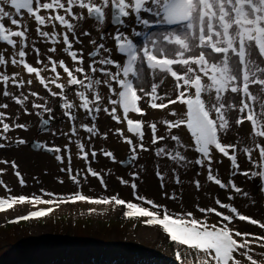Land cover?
Returning a JSON list of instances; mask_svg holds the SVG:
<instances>
[{"label":"snow or ice","instance_id":"6c2138e0","mask_svg":"<svg viewBox=\"0 0 264 264\" xmlns=\"http://www.w3.org/2000/svg\"><path fill=\"white\" fill-rule=\"evenodd\" d=\"M32 19L37 35L53 45L47 51L66 54L72 61L71 66L63 58L56 60L52 56L45 64L35 42L32 48L37 55L36 63L43 67L27 62L28 21ZM87 20L95 22L98 40L89 41L93 50L87 54L90 62L85 67L84 51L74 49V44L82 43L80 35L91 36L89 30H82L78 35V29ZM57 22L62 33L56 31ZM108 23L114 32L104 31ZM48 25L52 32L43 30L42 26ZM61 36L64 47L58 49L56 45L61 42ZM109 40L114 48L107 46ZM0 44L5 46L4 51H0V66L6 68L10 60L13 67H22L30 77L25 80L20 72L12 75L0 72L3 97L21 106L23 115L39 117L38 132H50L55 137L58 133L51 128L54 110L48 106L47 98L31 91L30 96L44 102L31 101L29 110L25 103L29 96L23 92L17 96L9 90V84L20 89L32 85L34 77L51 97L59 99L63 116L71 123L70 135L59 132L67 136L69 142L50 146L46 141L10 137L8 133L15 129L28 132L30 126L18 122L19 114L12 124L5 122L10 117L0 111V149L28 146L39 153L51 154L61 165L67 153V165L59 171L66 173L79 188L66 195L45 189H41L40 194L12 195L13 190L0 179V185L8 193L0 197V213L14 210L16 206L26 205L32 209L8 223L46 218L61 205L68 204L121 207L123 218L140 219L143 226L158 227L166 235L175 246L177 264H186L185 255L193 257L187 264H264V219L242 214L231 203L237 196L251 199L249 192L231 178L238 174L252 181L260 199L264 200V0H0ZM114 53L120 59H114ZM58 69H62L66 79ZM46 70L54 74L50 79L43 74ZM169 78L172 87L163 89ZM53 85L59 91L53 90ZM102 86L107 89L106 95L101 93ZM69 91H74L79 104L69 99ZM105 100L110 107L104 106ZM8 107V103H0V109ZM78 109H83L85 116L92 120L91 126L80 122V127L91 136H101L97 126L101 111L122 126L115 129V134L127 145L126 159L117 160L113 151H101L114 163L137 167V171L129 173L131 180L117 176L122 186L131 187L132 201L124 200L119 193L89 196L83 192L88 177L84 176L82 182L79 172L73 174L70 147L75 143L80 158L89 160L85 144L78 137ZM150 111L156 115L149 121L145 118ZM44 114H47L46 119ZM246 122L251 127L247 137L241 138L237 131L235 143L224 142L234 126L240 129ZM158 125L164 128L166 135L158 134ZM149 129L151 138L146 144ZM72 137L77 138L73 141ZM103 138L107 139L108 133H103ZM161 141L166 146L161 147ZM153 148L154 157H167L186 171L189 165L206 167L207 181L221 189H231L232 194L227 197L230 202H222L217 197L214 204L218 207H203L197 203L195 212L188 210L184 207L182 191L178 194L173 189L169 194L168 173L160 170L159 163L155 165L154 175L163 192L162 198L178 202L182 210L175 212L166 204L141 195L137 182L142 181V173L148 172V162L141 164L140 161L143 154L151 153ZM257 151L258 159L254 155ZM215 153L231 162L232 171L226 183L218 173L214 174ZM238 153L247 157L251 169L241 171ZM90 156L95 159L96 151ZM0 164H10L21 188L27 186L15 160L0 159ZM4 171L0 169V174ZM170 171L174 184L182 187L180 173L175 167ZM87 172L97 177L107 192L108 185L101 173L90 165ZM58 182L64 184L62 179ZM194 184L197 191L202 190L198 179ZM251 203L256 205L259 201L251 199ZM86 211L89 216L97 213L95 207ZM196 212L202 215L197 216ZM245 221L247 226H256L261 231L243 230L246 226L239 222Z\"/></svg>","mask_w":264,"mask_h":264},{"label":"bare ground","instance_id":"6f19581e","mask_svg":"<svg viewBox=\"0 0 264 264\" xmlns=\"http://www.w3.org/2000/svg\"><path fill=\"white\" fill-rule=\"evenodd\" d=\"M28 24H29V32H28L29 47L26 49V52H27L26 59L27 60H30V58H32L33 55L35 54V51L32 48V43L35 42L34 46L36 48H39V50L43 53L42 54V60H44L45 64H47V62H48V57L52 56L53 59H56V60L63 58L66 61V63L69 64V66L72 65V61H71L70 57H68L66 54L61 53V55H56L54 53H49L47 51V49L49 47H52L53 45L52 44L49 45L48 43H46L47 42L46 38H42V37L37 35L36 30H35L36 29L35 21L29 20ZM109 25H110V23L106 24L104 28H108ZM6 26L14 27V26H11L10 24H6ZM42 27H43V30H46L49 32L53 31L52 27L49 25L46 27H44V26H42ZM82 30L91 31V36L80 35V39H81L82 43L81 44H74V49L79 50L82 48L84 51V54H85L87 52V50L89 48H91V44L89 43V41L91 39H95L94 36L98 33L95 31V22L92 20H87L86 22L81 24V28L78 29V35L80 34V31H82ZM110 30H111V32L115 31V29L113 27H111ZM56 31L58 33H62L63 29L60 25L57 24L56 25ZM69 38H70V40L72 39V36L70 33H69ZM60 40H61V42L58 45H56V47L58 49H62L64 47V45L62 43V36L60 37ZM4 47H5L4 45L0 44V51H4ZM112 47L114 48L113 44H112ZM8 51H9V56H10L11 49L8 48ZM6 58H9V57H6ZM114 58L120 59V57L116 56L115 54H114ZM31 61H30V63L33 66L43 67V65H40L34 61H32V62ZM89 62L90 61L85 58V67H87V63H89ZM49 68H50V65H49ZM58 71L61 73V76L63 77L64 74H63L62 69H58ZM0 72H6L7 74L12 75V73L14 72V69L11 67L10 60H9V64L7 65L6 68L4 66H0ZM43 74L46 76V75H51L52 73L49 70H46ZM47 77H50V76H47ZM0 85L3 87L2 83H0ZM171 87H172V82H171V79L169 78V80L163 86V89H170ZM16 88H17L16 86L9 84V90L10 91L14 92L13 90H15ZM17 89H18V91H16L17 94H20L21 92H23L24 95L29 96V100L26 101V103L29 104L28 108H29V110H31V108H32L31 101L37 100V98L36 97L32 98V96H30L29 93L31 91H36L41 95V91H39V89H37V86H35L34 84H32L30 86L25 85V87L23 89H20V88H17ZM101 93H102V95L107 94V89L103 88V86L101 88ZM69 96L71 99H74L71 96V94H69ZM41 97H45V98H47V100L49 99L48 105H51V107L54 109L55 100L50 101L51 98H49L46 95H42ZM37 102L43 103V100H37ZM8 104H9V108H11L12 104H10V103H8ZM104 106L110 107V105L107 104V100L104 101ZM10 114L12 116H15V117L19 114L20 119H22V121L24 123L29 124L30 131L24 132L23 130L15 129L14 131L8 133V135L10 137H14V138L21 137V138L27 139L28 134L31 132L32 128L34 127L35 120H36L37 116L35 114L23 115L22 112H19V111L15 112L13 110H11ZM77 116H78V120H77L76 126H77L78 137H79L80 141L85 144V151H87L89 153V160L85 161V160L80 158L79 150L76 147L75 143H73L70 145L71 151H72V167H81L83 169V174L88 175L87 176L88 179H89V174L87 172V168L89 167V165L94 170H96L97 172H100L101 174H104V173H109V174H113V175L114 174H123L124 175L123 178H125V179L131 178L129 173L138 170L134 164H131L130 167L127 168V170H125L124 172L119 173V168L117 167V163H114L111 160V158L105 156L103 154V152L101 151L102 149L105 151H113L115 155L119 154L120 157L126 152L127 145L123 144L118 139L116 134H114V129L122 127V126L118 125V124L113 126V124L107 119V114L104 113L103 111H101L99 114L98 121H97V126H98L101 134H103L102 130L106 129L105 133H108V138L104 139V138H101V136H99V137L98 136H91V134L87 133L83 128H81L80 127L81 121L89 124V126H91L92 122L90 120H87V122H85V118L83 116H81L80 114H77ZM153 118H154V116H152V118L150 120H152ZM20 119H19V121H21ZM10 124H12V123H10ZM51 128L53 130H56L58 134L55 137H53L50 132L43 133L40 135V138L42 140L49 142L48 143L49 145H55V146H62V145H65L69 142L67 136H63V135L59 134V132H68L70 135L71 126L67 122H65V123L61 122L59 125H55ZM158 128L160 129L158 132L159 135H166V132L162 126L158 125ZM237 131L239 132L240 137L244 138V137H247L251 133V127H249L245 124L240 129H236L234 126L232 132L229 134L228 138L226 139V143H235L236 142ZM40 133H42V132H40ZM90 136H91V139H89ZM150 136H151V132H150ZM76 138L77 137H72V140L75 141ZM146 144H148V142ZM159 145H161V147L166 146L164 141H161L159 143ZM27 147L28 146H23L22 148H19V149L16 147L5 148V149H1V151H0V159H6L8 161H12V160L16 161V163L19 165V171L23 175V177L27 183V186L24 188H21V186L19 184V179L15 176L14 170L11 168V166L6 171H4L3 174H0V179L3 178L6 182H8L9 187L13 190L12 193L17 194V195H20V194L30 195L32 193L40 194L41 189H45V190H48V191H51L54 193H57V191H58L57 194H60L61 191L63 190V188L65 187V183H64V186L60 185V183L58 182V179H62L63 181H65L66 177L63 173H61L59 171V168L65 167L67 165V153H65V163H64V165H61L57 161H55L54 156H47L44 153L33 152L32 150H30ZM92 151H96V153H97V157L95 159L91 158V156H90V153ZM254 155L258 159V151ZM220 157H221L220 153L217 155L215 154V159H214L213 164ZM117 159H118V157H117ZM155 159L156 158L154 157L153 153L151 152V153H144L143 159H141V161H140L141 164L145 163V161L148 162V172L146 174L142 173V181H138L139 192L141 195L147 196L150 199L166 200V201H168V203H165V204L168 206V208L170 210H174L175 212H180L182 210L181 206L178 202H172L170 200L162 198L163 192H162L161 188L159 187L158 178L154 175L155 165L157 163H159L160 170L162 172L168 173V178H167L166 182H167L169 194H171L173 189H175V191L178 194L182 191L183 197H184V207H186L188 210L195 211L194 208H195V205L197 203H199L200 206H203V207L214 206L215 205L214 200L217 197L222 202H230L227 200V197L229 194H232L231 189L230 188L229 189H221V188H219V186H215V185H213L212 182L207 181V168L206 167L204 169H201L200 167H197L196 165H189V167L186 171L184 168L180 167L179 165H174L173 162L168 160V159H165V160H157V159L155 160ZM221 160L223 161L222 163L217 161L218 164L214 168V174L218 173L219 178L223 182L226 183L229 180L227 178V173H231V171H232L231 162L227 159V157H224V158L222 157ZM238 163L240 164L241 171H244L248 167L247 157L243 153H238ZM2 167H3V164H0L1 169H3ZM173 167H175L177 169V171L180 173V177H181V180L183 182L182 187L174 184V177L172 176V173L170 171ZM229 168L231 169V171H228ZM197 172L200 173L199 176L196 175ZM239 176L242 179L243 184H241L240 182H237L235 179H233V180L237 184V186L241 187L242 189H244L246 191V187H247L248 183L244 179V176H242V175H239ZM33 177H36V179L34 180ZM197 179L200 181V183L202 185L201 191H197L195 188L194 181ZM37 180L39 182H37ZM81 181L83 182V179ZM153 182H154V184H156L157 189L159 191L158 193H155V194H153L154 192H152L150 189V187L153 186L152 185ZM87 183H84V185H83V192L89 196H99L98 187L96 185L88 186ZM247 189L249 191V187H247ZM130 190H132L131 187H130ZM250 191H251V188H250ZM132 194H133V192H132ZM0 195H5V194L0 193ZM152 195H154V198ZM231 203H233L234 206H236L240 212H243L242 214H246V215L251 216L253 218H255L258 215V217L260 219L262 218V215L260 213L257 212V214H256V212L253 210V207L255 208L256 205H251V204L246 205V198L245 197L237 196V198L234 201H231ZM65 208H67V206H62L55 213L62 211ZM224 211H226V210H224ZM239 223L246 226L243 228V230L251 232L252 227L247 226V222H245V223L239 222ZM140 229L145 231L144 233H147L148 231L149 232L152 231V232L156 233V230L154 228H151V227H142ZM254 231H255V233L260 232L256 226L254 227Z\"/></svg>","mask_w":264,"mask_h":264},{"label":"rangeland","instance_id":"374dc122","mask_svg":"<svg viewBox=\"0 0 264 264\" xmlns=\"http://www.w3.org/2000/svg\"><path fill=\"white\" fill-rule=\"evenodd\" d=\"M111 27L112 25L110 24L108 28H104V31L111 32ZM94 38L98 40V34H96ZM110 42L111 40L106 41L107 46L112 47ZM92 50L93 47L91 45V48H89L85 53L86 59H88L87 54ZM40 53V58L42 59L43 53L41 51ZM30 60L34 62L37 61L36 53L32 58H30ZM17 96H19V94ZM0 103L12 104L11 108L8 107L7 109H0V111L5 112L10 117L5 121L9 124L12 123L13 118H15V116L10 114L11 110L23 113L21 106L17 105L13 100L3 97L2 93H0ZM26 106L29 107V104L26 103ZM56 113H58V109ZM53 115L55 116L54 113ZM155 115V112L150 111L149 115L145 119L150 121L152 116ZM107 117L108 120L111 119L109 116ZM44 118H47V114H44ZM86 119L92 122L90 117H86ZM20 120L21 121L18 122L24 123L22 119ZM39 120L40 118L36 117L34 127L28 134L27 140L30 141L35 139L45 141L40 138V135L46 132L40 133L37 130L40 126ZM59 121L60 114L58 113V118H55L51 122V127L59 124ZM105 132L106 129H103L102 133ZM12 138L15 139L14 137ZM101 138H103V134H101ZM150 138L149 129L145 137L146 143H150ZM224 142L226 143V140H224ZM27 148L33 152H37L30 147ZM154 151L155 149L153 148V155ZM46 155L52 156L49 154ZM116 156L118 157L117 160H125L126 157V155L120 157L119 154H116ZM156 159L165 160L167 157ZM130 165L131 164L128 163H117L119 173L127 170ZM5 166L8 167V165ZM251 168L252 165L249 164L247 170ZM82 171V168H78L77 170L73 168V174L79 172L80 179L84 178V175L82 176L81 174ZM64 175L66 177V180L64 181L65 187L60 194L66 195L70 191L73 193L77 191V186L68 179L66 173ZM101 175L107 182V192H105L100 185L99 179L97 177H92L90 174L87 185H96L98 187L99 195L112 196L119 193L120 197L124 198L126 201L133 200V194L131 192L132 190H130V186H122L117 180V176L124 177L123 174L113 175L104 173ZM227 178L229 179L230 175H228ZM231 178L243 184L239 175ZM245 179L249 185H247V187H249V191L247 187L246 191L249 192L251 199L259 201V203L256 204V209L260 211L258 188L252 181H249L246 177ZM127 180H131V178ZM60 185L64 186V184ZM152 185L153 186H151L150 189L154 192L153 194L158 193L159 191L156 184L153 182ZM152 196L154 198V195ZM251 199L246 198V205H253L251 203ZM155 201L160 204L168 203V201L161 199ZM79 209L80 207L78 206H70L60 211L54 220L48 219L47 221L45 220L40 223H31L25 228L18 227L7 229V231L0 230V264H171V262L163 258H168V250L164 247V240L161 236H159V234L152 231L144 233L145 231L134 225L124 227L123 224L113 225L111 223L112 227L108 228V230L98 229V227L104 225L102 223V219L108 220V216L114 211L109 210L108 206H102L100 213L104 214L98 213L91 216H84L80 214ZM253 210H255L254 207ZM59 215L61 216L58 218ZM196 215L201 216L202 214L196 212ZM70 217L74 218L70 219Z\"/></svg>","mask_w":264,"mask_h":264},{"label":"trees","instance_id":"16d2710c","mask_svg":"<svg viewBox=\"0 0 264 264\" xmlns=\"http://www.w3.org/2000/svg\"><path fill=\"white\" fill-rule=\"evenodd\" d=\"M104 230H108V228H103ZM7 238H8V236H7Z\"/></svg>","mask_w":264,"mask_h":264}]
</instances>
